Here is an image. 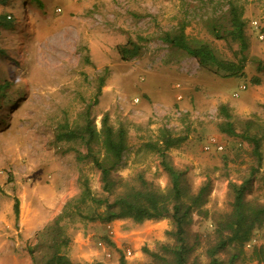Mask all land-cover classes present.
Returning <instances> with one entry per match:
<instances>
[{
	"label": "rangeland",
	"instance_id": "rangeland-1",
	"mask_svg": "<svg viewBox=\"0 0 264 264\" xmlns=\"http://www.w3.org/2000/svg\"><path fill=\"white\" fill-rule=\"evenodd\" d=\"M228 1L245 23L244 54L228 35ZM180 28L191 48L205 44L217 59L235 64L244 58L241 72L227 76L214 65L202 67L160 40ZM129 40L140 54L121 61L116 47ZM263 60L264 0H25L24 6L21 0H0V241L6 238L21 264H31L27 245H34L37 234L79 195L80 179L100 194L98 172L76 159L84 147L54 139L56 126L82 122L80 113L88 105L97 129L107 114L113 128L126 131L127 148L115 172L123 179L142 172L165 189L168 179L143 145L156 141L161 128L185 138L169 150L170 162L192 192L208 180L202 209L217 220L229 209L228 182L240 184L251 171L264 170V69H257ZM220 106L227 108L237 133L263 134L260 165L251 145L219 132ZM209 138L222 149L204 150ZM245 198L264 203L257 180ZM113 222L116 233L110 239L112 222L64 221L71 263L162 264L154 254L166 258L161 246L173 244L169 218ZM212 230L210 221L193 216L186 229L190 263L208 264ZM257 234L237 264H258L249 257L252 245H264L261 231Z\"/></svg>",
	"mask_w": 264,
	"mask_h": 264
},
{
	"label": "trees",
	"instance_id": "trees-1",
	"mask_svg": "<svg viewBox=\"0 0 264 264\" xmlns=\"http://www.w3.org/2000/svg\"><path fill=\"white\" fill-rule=\"evenodd\" d=\"M25 0H21L24 6ZM228 15L230 30L228 35L239 44L240 52L244 54L248 49L245 37V23L241 12L228 1ZM213 34L216 31H212ZM160 40L170 47L181 49L196 59L202 66L214 65L217 69L227 73V76H236L242 70L244 58L238 64L219 60L213 51L205 44L191 48L185 41L182 28L177 34L165 32ZM121 61H128L137 57L140 47L130 40L124 45L116 47ZM257 69H264V60L257 62ZM99 88L103 79H100ZM3 87H0V96ZM22 96V94L20 95ZM21 98V97H20ZM13 102L7 104L11 105ZM15 104V103H14ZM219 114L223 121L219 124V132L227 137H238L241 141L251 145L252 153L260 165V142L263 134H250L247 129L237 133L231 115L225 106L219 107ZM82 122L70 124L67 121L55 128L54 139L59 142H77L81 144L85 153H76V159L86 160L92 164L99 174L100 194L92 193L88 180L80 179V193L71 198L58 214L40 233L37 234L34 245H27L26 251L31 264H72L65 254L70 240L66 234L63 222L79 220L86 222L98 221L103 225L115 220L131 219L135 223L147 220L169 218L172 230L167 235L173 240L171 246H161L166 258L154 254L162 264H194L188 261L190 247L186 244V229L192 224L193 216H201L210 221L213 227L212 239L208 241L205 256L208 264H237L244 258L245 246L255 240L256 234L261 231L264 240V203L247 200L246 192L253 180H257L264 188V170L251 171L248 178L242 183L228 182L227 188L231 200L229 209L217 220L202 209L210 184L205 181L195 192L184 185L182 173L174 168L169 159V150L180 145L185 138L175 137L165 128H161L156 141L145 143L144 148L154 155L158 169L168 179V186L161 189L152 181L145 178L142 172L123 179L116 176L122 154L127 148V135L122 127L113 128L107 114L100 119L99 128H96L90 116V106H85L80 113ZM94 145L99 148L95 149ZM14 215L18 216V201L14 202ZM258 236V234H257ZM112 245L110 241H107ZM252 260L264 264V245H252L249 253ZM101 264V263H95ZM120 264H124L121 260Z\"/></svg>",
	"mask_w": 264,
	"mask_h": 264
},
{
	"label": "crops",
	"instance_id": "crops-1",
	"mask_svg": "<svg viewBox=\"0 0 264 264\" xmlns=\"http://www.w3.org/2000/svg\"><path fill=\"white\" fill-rule=\"evenodd\" d=\"M117 224L112 222L108 228L110 229L109 238L111 239V234L116 233L115 229ZM22 260L16 253V250L12 247H8V242L5 240L0 241V264H21Z\"/></svg>",
	"mask_w": 264,
	"mask_h": 264
},
{
	"label": "built area",
	"instance_id": "built-area-1",
	"mask_svg": "<svg viewBox=\"0 0 264 264\" xmlns=\"http://www.w3.org/2000/svg\"><path fill=\"white\" fill-rule=\"evenodd\" d=\"M57 12H59V10H57ZM252 23H253V26H256L255 21ZM244 89H245L244 86H240V88H239V90H244ZM237 96H238L237 93L233 94V97H237ZM212 147H213V149L219 150V151L222 149V146L220 144H218L214 138H209L208 141L206 142V145L204 146V150L209 151ZM99 245H101V244H99ZM130 254H131V252L129 250H127L126 255L129 256ZM107 256H108V254H107Z\"/></svg>",
	"mask_w": 264,
	"mask_h": 264
}]
</instances>
